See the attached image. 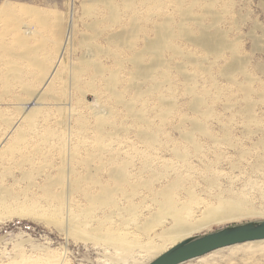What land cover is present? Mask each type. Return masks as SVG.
Returning a JSON list of instances; mask_svg holds the SVG:
<instances>
[{
  "label": "rangeland",
  "instance_id": "obj_1",
  "mask_svg": "<svg viewBox=\"0 0 264 264\" xmlns=\"http://www.w3.org/2000/svg\"><path fill=\"white\" fill-rule=\"evenodd\" d=\"M177 194L264 221V0H0V264H148Z\"/></svg>",
  "mask_w": 264,
  "mask_h": 264
},
{
  "label": "bare ground",
  "instance_id": "obj_2",
  "mask_svg": "<svg viewBox=\"0 0 264 264\" xmlns=\"http://www.w3.org/2000/svg\"><path fill=\"white\" fill-rule=\"evenodd\" d=\"M61 58H62V53L60 55V60ZM55 70L56 68L54 69V71ZM27 108H28V104L26 105V110ZM174 171L176 170L174 169ZM174 188H176V185L174 186ZM184 189L187 190V194L188 192H190V190L186 188ZM218 199H219V202L217 206L209 207L208 210L205 212V214L201 218L194 219L193 208H190L186 203H182L181 198H178V194H177V197H174V198L167 197L166 201L164 200L165 202L163 203H164L165 209H167V212L170 213L168 217L172 220L173 225L171 228H169L166 231H163L159 235L162 240L167 242L166 245L164 244V246L162 247H158V245L157 246L149 245L150 249L149 248L147 249L148 252L149 250L150 252L152 250L150 254V259L151 260L156 259L159 255H161L168 249L186 240L187 237H189L193 232L197 230H201L202 228H205L213 223H220L227 219H230L233 217L235 218L241 215L243 212H246L245 211L246 204L244 206V203L246 202H244L243 200L238 201L235 199H223V198H219V196H218ZM0 205H3V204H0ZM106 241H108L111 244H114L115 246L116 245L120 246V248L127 253L128 252L130 253V251H132V249L135 246L133 241L130 242L127 238L123 236L118 237L116 235L115 236L109 235V237L106 238ZM261 243H264V240L246 242L247 244L246 249L258 248ZM246 244L244 243L243 245H246ZM29 264H33V263H29Z\"/></svg>",
  "mask_w": 264,
  "mask_h": 264
},
{
  "label": "water",
  "instance_id": "obj_3",
  "mask_svg": "<svg viewBox=\"0 0 264 264\" xmlns=\"http://www.w3.org/2000/svg\"><path fill=\"white\" fill-rule=\"evenodd\" d=\"M259 240H264V221L229 226L201 237L188 238L148 264H182L224 247Z\"/></svg>",
  "mask_w": 264,
  "mask_h": 264
}]
</instances>
